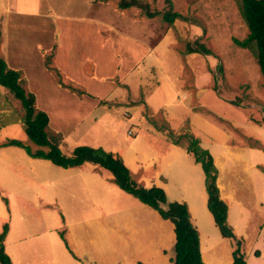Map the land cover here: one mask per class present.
Masks as SVG:
<instances>
[{"label":"rangeland","instance_id":"obj_1","mask_svg":"<svg viewBox=\"0 0 264 264\" xmlns=\"http://www.w3.org/2000/svg\"><path fill=\"white\" fill-rule=\"evenodd\" d=\"M96 1L105 19L98 31L109 41L103 44L124 51L119 62H109L118 50L99 53L90 43L95 35L79 36L78 72L92 96L55 63L48 65L55 50L39 49L40 59L35 49L45 46L40 31L51 34L55 19L36 18L20 25L19 35L4 36L7 14L0 0V50L5 41L20 45L11 46L19 49L15 62L24 66V88L34 87L38 108L50 118V135H62L67 156L80 145L113 152L139 185L162 187L169 201L185 203L206 264H231L238 246L248 262L263 257L264 245L255 244L264 227V78L257 46L235 42L249 34L242 0H139L156 13L151 18L136 5L123 10L119 0ZM81 3L75 0L74 9ZM114 11L147 29L129 33L131 21ZM168 11L180 17L170 24L164 20ZM198 44L210 53L188 51ZM130 64L135 70L125 76ZM60 81L69 87L65 93ZM0 89V145L18 139L33 151L47 150L27 137L21 102ZM198 150L213 157L233 238L221 234L208 209ZM9 199L15 216L10 212L5 223L14 230L5 240L10 254L5 251L12 264H173V223L122 190L99 165L64 168L22 147H0L6 209Z\"/></svg>","mask_w":264,"mask_h":264},{"label":"trees","instance_id":"obj_2","mask_svg":"<svg viewBox=\"0 0 264 264\" xmlns=\"http://www.w3.org/2000/svg\"><path fill=\"white\" fill-rule=\"evenodd\" d=\"M135 5L141 8L148 18L154 17L156 14L150 11L148 5H143L139 0H119L118 7L124 10ZM242 14L249 28V34L244 40L235 39V42L243 47H248L252 43L257 46V61L264 78V0H242ZM177 17H180L178 13L168 11L164 15V20L171 24ZM190 47H188V51L191 53H210V50L205 49L203 44H198V47ZM60 82L62 86L68 87L63 81ZM0 85L8 88L15 98L20 100L24 108L22 123L27 137L38 146L48 149L41 148L33 151L18 139H11L5 145L22 147L30 156L50 160L53 164L64 168L90 162L107 169L122 190L156 209L162 218L173 223L175 232L173 264H206L201 250L199 232L191 220L190 212L185 203L169 201L166 191L162 187L139 185L132 178L130 170L122 158L102 147L80 145L74 148L72 155H65L60 147L62 135L60 133L50 135V118L45 111L38 108L35 95L24 88L21 71L10 67L2 57H0ZM196 154L197 160L202 164L205 172L208 209L221 234L233 238V230L227 222L228 206L221 198L216 183L217 168L214 165L213 157L204 150H198ZM7 230L8 224L6 223L2 233H0V264H12L4 246ZM238 248L233 252L231 264H249Z\"/></svg>","mask_w":264,"mask_h":264},{"label":"crops","instance_id":"obj_3","mask_svg":"<svg viewBox=\"0 0 264 264\" xmlns=\"http://www.w3.org/2000/svg\"><path fill=\"white\" fill-rule=\"evenodd\" d=\"M74 3H75V0H5L7 18H6V23L4 25L5 26L4 36H10V35L13 36L14 34L15 36L19 35L21 31L20 25H25L24 23L27 21L39 18V19H42L43 21H46L47 19L50 23H52L53 18H54L55 22L58 23V26L56 25L53 26V29H51L50 31L51 34L47 33L48 28L40 31L44 34V38L43 39L41 38V39L43 41H46V43L44 42L45 43L44 47L43 46H39V48L37 46L35 47L37 53H39L38 55L40 56V59H42L43 54L40 55L39 49L42 48L43 53L45 51L50 52L51 50H55V55L52 56V58L54 57V59H52V62H50L49 66L53 67L55 63L56 66L63 69L70 76L71 80H74L80 87H82L83 89L88 91L92 96H94L95 94L92 93L88 88L83 87L82 83L87 82V81H85L82 78V73L80 72L79 74L78 72V66H79L78 59L80 62L83 61L81 60V56L79 57L82 48L78 44V40L81 43L83 41V40H80L79 36L82 35V36L91 37V35H95V40L92 41V39H90V43L93 45L94 44L97 45L96 50L99 53L100 52L105 53L108 51H113L114 49L115 50H118V49H117V46L115 45L113 47L108 44H103L109 41L101 39L102 36H100L99 34L98 28L101 26L100 21L105 20L101 16L102 7L100 10V6L102 4L99 1L97 2L96 0H82V3H81L82 7L81 9L77 11L74 9V5H75ZM95 8H98L100 10V13L96 12ZM117 15H119L120 17H124L126 20L129 19V21H131L129 33H132L133 32L132 30L136 31L138 29H144V28L147 29L145 22L134 25L133 20L129 15L116 13V16ZM11 16L13 17V20L15 22L14 24H11L10 22ZM110 24L112 25L113 23H110ZM15 29L17 30L16 33L14 31ZM118 30L119 31H116V30L114 31L117 32V34L119 33V35L120 33L124 32V30L122 29H118ZM117 34L115 33V35ZM56 36L59 38L58 42H57V38H55ZM5 42L3 43V47L0 50L2 53L0 54L1 55L0 57L4 58L10 67L20 70L21 76L23 79V76L25 75L24 66L21 65L19 62H15V53H16L15 51L18 52L19 49L17 48L13 49L11 48V46L15 44H6ZM15 46H20V45H15ZM121 48H124V47L121 46ZM122 51L124 50L121 49V50L116 51L115 53L111 52V54L108 56L109 62H119L117 61V58H118V55L122 54ZM95 56H99V54H96ZM66 62L68 64H66ZM110 66L116 67L115 65H110ZM131 67H132L131 64L126 66V69H128V71H125V74H124L125 76L126 74H132V72L135 70V69H131ZM55 69L58 71L57 68ZM92 73L95 74V72H92ZM92 73L91 75H93ZM40 81L41 80L39 78L35 79V82L40 83L41 85ZM51 84L56 85L55 83H51ZM60 88L64 89V86L63 88L60 86ZM66 88H69V87H66ZM54 89L57 92V86H55ZM0 90L4 91V89H0ZM49 90L53 91L51 86L49 87ZM27 91H30L35 95L37 105H38V96H37V92L34 89V87L30 86ZM66 91L67 90L64 89V93ZM83 98H86V97L84 96ZM88 98H91V97H88ZM65 115H69V114H65ZM71 115L75 117L78 115V113L71 114ZM51 125L52 123L50 121L49 126L51 127ZM57 131H60V130L57 128ZM61 133L63 134L65 138L66 132L63 131ZM6 146H14V145H5V144L0 145V147H6ZM85 163H88V162H85ZM9 207H10L9 209H6L3 202L0 200V233H2L3 231L4 225L6 224L5 221L6 219H8L9 213L11 212V216H12V213L13 214L15 213L13 206L10 205V199H9ZM13 230H14V226L12 225L10 228V225L8 224V230L4 238V246H5V240H7L9 236H12ZM258 243L260 244L259 245L255 244V246L258 247L261 244L264 245V227L262 228V235L260 238V242ZM5 250H7L6 246H5ZM8 253L10 254L9 251ZM256 258L257 257H255V260L252 262L249 259L250 263L248 261L247 262L249 264H264V256L263 257L259 256L257 259Z\"/></svg>","mask_w":264,"mask_h":264}]
</instances>
